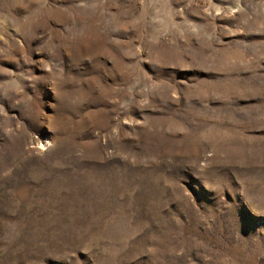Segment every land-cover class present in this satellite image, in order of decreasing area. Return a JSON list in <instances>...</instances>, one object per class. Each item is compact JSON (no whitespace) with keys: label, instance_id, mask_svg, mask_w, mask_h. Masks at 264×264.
Masks as SVG:
<instances>
[{"label":"rangeland","instance_id":"rangeland-1","mask_svg":"<svg viewBox=\"0 0 264 264\" xmlns=\"http://www.w3.org/2000/svg\"><path fill=\"white\" fill-rule=\"evenodd\" d=\"M0 264H264V0H0Z\"/></svg>","mask_w":264,"mask_h":264}]
</instances>
